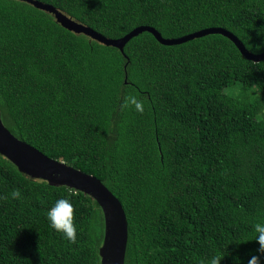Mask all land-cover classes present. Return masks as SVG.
I'll return each instance as SVG.
<instances>
[{
  "label": "trees",
  "instance_id": "1",
  "mask_svg": "<svg viewBox=\"0 0 264 264\" xmlns=\"http://www.w3.org/2000/svg\"><path fill=\"white\" fill-rule=\"evenodd\" d=\"M104 37L139 27L178 39L208 28L264 53V0H35ZM143 112L125 107L126 95ZM0 113L18 139L93 175L128 220L125 264H247L264 217V60L211 34L164 45L150 32L124 52L59 25L25 0H0ZM19 188L22 199L10 193ZM74 206L76 241L53 230ZM96 200L21 173L0 154V264H101Z\"/></svg>",
  "mask_w": 264,
  "mask_h": 264
},
{
  "label": "water",
  "instance_id": "2",
  "mask_svg": "<svg viewBox=\"0 0 264 264\" xmlns=\"http://www.w3.org/2000/svg\"><path fill=\"white\" fill-rule=\"evenodd\" d=\"M38 9L53 14L57 23L77 34H85L90 38L118 48L124 52L126 44L134 37L144 33H152L164 45H177L195 38L221 34L231 39L241 53L249 60L260 62L264 53L256 55L250 52L244 44L231 32L222 28H208L194 34L178 38L165 39L156 29L139 27L125 37L112 40L95 30L75 21L57 8L35 0H25ZM0 154L11 161L24 175L34 180L48 182L51 186L67 187L90 196L100 205L105 220L104 243L100 249L101 264H125L129 240L128 220L125 210L118 198L93 175L86 174L65 162L49 158L37 148L18 139L5 126L0 113Z\"/></svg>",
  "mask_w": 264,
  "mask_h": 264
},
{
  "label": "clouds",
  "instance_id": "3",
  "mask_svg": "<svg viewBox=\"0 0 264 264\" xmlns=\"http://www.w3.org/2000/svg\"><path fill=\"white\" fill-rule=\"evenodd\" d=\"M124 106H134L135 111L143 112V101L138 99L136 95L128 94L124 100ZM12 199H22V192L19 188L11 191ZM47 220L50 227L60 233L69 242H75L77 239V226L74 223V206L69 199H57L51 208L46 212ZM254 241L257 244L255 252L250 255L247 264H264V217L257 220L253 225ZM225 258L224 255L213 254L206 260H201L200 264H221ZM234 264H244L241 257H234Z\"/></svg>",
  "mask_w": 264,
  "mask_h": 264
}]
</instances>
